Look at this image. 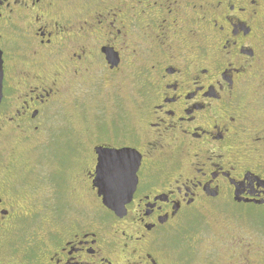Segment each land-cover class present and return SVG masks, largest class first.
<instances>
[{
	"label": "flooded vegetation",
	"instance_id": "obj_1",
	"mask_svg": "<svg viewBox=\"0 0 264 264\" xmlns=\"http://www.w3.org/2000/svg\"><path fill=\"white\" fill-rule=\"evenodd\" d=\"M0 52V264H264V0H0ZM89 104L118 115L59 192L49 112ZM100 148L141 157L122 215Z\"/></svg>",
	"mask_w": 264,
	"mask_h": 264
},
{
	"label": "rangeland",
	"instance_id": "obj_2",
	"mask_svg": "<svg viewBox=\"0 0 264 264\" xmlns=\"http://www.w3.org/2000/svg\"><path fill=\"white\" fill-rule=\"evenodd\" d=\"M125 92V90L123 91ZM125 100V108L123 112V124L120 125V121H116L117 125L124 126V123L127 124V129L133 128L136 126V115L134 113V107L132 108L133 101L135 98V94L131 88V84L129 82L127 86L126 96H123ZM58 111V110H57ZM50 111L48 115V121L45 130V136L47 138V159L43 162V177L44 181L47 184H51L54 188L57 189V185L55 182L61 180L60 173L52 174L55 168L58 166L55 163V158L58 157L64 163L63 169V180H61V187L59 188V192H68L70 186V177L81 167V163L84 162L85 158L83 155H86V151L89 149V139L84 138L82 133L85 127H87L88 123L91 122V119H94V122L97 124H105L109 127V123L112 119H114L118 113L115 115L111 106H108L105 110L93 109L91 104L89 106H84L80 109V111L73 110L70 106L65 105L64 110ZM61 111L63 114H61ZM127 120V121H126ZM119 126V132H120ZM98 128V126H97ZM103 128V127H102ZM101 134H104L105 131H98ZM108 131H106L107 133ZM79 143L78 153L79 154L76 159H74L73 164H71L70 160L71 155L73 154L75 147ZM83 143V145H80ZM68 165H67V163ZM71 164V165H69ZM79 166V167H78ZM61 172V171H60ZM62 173V172H61ZM65 183L62 185L63 182ZM58 185V186H59ZM48 192H52L48 190ZM79 203V202H77ZM255 215H258V218L262 219L259 221L260 223H264V213L261 212H253ZM260 258L256 256L252 259L253 262L258 263ZM218 260H215L217 263ZM204 259H202L201 255L195 256L189 260L187 264H204ZM210 262V261H208ZM185 264V263H184Z\"/></svg>",
	"mask_w": 264,
	"mask_h": 264
},
{
	"label": "water",
	"instance_id": "obj_3",
	"mask_svg": "<svg viewBox=\"0 0 264 264\" xmlns=\"http://www.w3.org/2000/svg\"><path fill=\"white\" fill-rule=\"evenodd\" d=\"M2 60H1V52H0V101H1V87H2ZM115 152H122V153H135L137 157L138 154L130 149H120V150H110V149H97L96 153L98 155V165L96 168V183L97 187L99 188V195L103 198V204L108 207L111 211H113L117 215H122L124 212V205L128 201L127 199L130 198L133 188H134V180L131 176V173L129 174V179L126 183L133 181V188L126 192L125 184L123 183L121 185L111 184L107 181L101 180L100 176V156L101 153H115Z\"/></svg>",
	"mask_w": 264,
	"mask_h": 264
},
{
	"label": "snow or ice",
	"instance_id": "obj_4",
	"mask_svg": "<svg viewBox=\"0 0 264 264\" xmlns=\"http://www.w3.org/2000/svg\"><path fill=\"white\" fill-rule=\"evenodd\" d=\"M135 153H101L100 176L101 180L111 184L121 185L129 179V174L138 182L139 160Z\"/></svg>",
	"mask_w": 264,
	"mask_h": 264
}]
</instances>
